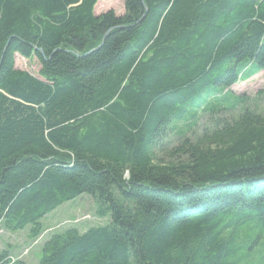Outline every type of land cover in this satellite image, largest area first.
Instances as JSON below:
<instances>
[{
	"label": "trees",
	"instance_id": "16d2710c",
	"mask_svg": "<svg viewBox=\"0 0 264 264\" xmlns=\"http://www.w3.org/2000/svg\"><path fill=\"white\" fill-rule=\"evenodd\" d=\"M98 2L0 0V229L88 195L35 264H264V0Z\"/></svg>",
	"mask_w": 264,
	"mask_h": 264
},
{
	"label": "rangeland",
	"instance_id": "374dc122",
	"mask_svg": "<svg viewBox=\"0 0 264 264\" xmlns=\"http://www.w3.org/2000/svg\"><path fill=\"white\" fill-rule=\"evenodd\" d=\"M96 7L94 12L97 16L108 11H114L117 16L125 13L124 0H102L98 12H96ZM15 66L19 70L42 79L40 75L41 64L36 57L24 59L16 55ZM261 90L264 91V73L233 87L235 94H246L251 97H254ZM96 208L94 201L88 195H82L74 201L65 203L42 220L43 233L35 240L29 238L30 227L16 233L0 229V251H10L13 259L23 261L26 264H35L42 256L43 243L52 234L63 233L71 227L83 231L87 227L106 223L108 218L98 217Z\"/></svg>",
	"mask_w": 264,
	"mask_h": 264
},
{
	"label": "bare ground",
	"instance_id": "6f19581e",
	"mask_svg": "<svg viewBox=\"0 0 264 264\" xmlns=\"http://www.w3.org/2000/svg\"><path fill=\"white\" fill-rule=\"evenodd\" d=\"M101 1H102V0H100V1L98 2V4H97L96 12H98V11L100 10V4H101Z\"/></svg>",
	"mask_w": 264,
	"mask_h": 264
}]
</instances>
